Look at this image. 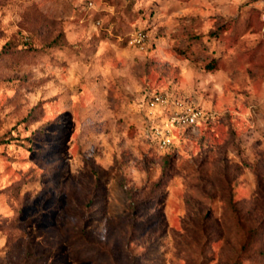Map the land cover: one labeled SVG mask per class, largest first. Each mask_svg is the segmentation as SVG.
<instances>
[{
    "label": "rangeland",
    "instance_id": "obj_1",
    "mask_svg": "<svg viewBox=\"0 0 264 264\" xmlns=\"http://www.w3.org/2000/svg\"><path fill=\"white\" fill-rule=\"evenodd\" d=\"M0 264H264V3L0 0Z\"/></svg>",
    "mask_w": 264,
    "mask_h": 264
},
{
    "label": "built area",
    "instance_id": "obj_2",
    "mask_svg": "<svg viewBox=\"0 0 264 264\" xmlns=\"http://www.w3.org/2000/svg\"><path fill=\"white\" fill-rule=\"evenodd\" d=\"M262 3H264V0H260ZM200 118V112L198 111H193L192 113L186 115L185 117L179 118L175 117L173 119V123L181 124V123H187L189 125H195L197 121ZM165 145H168L170 143L169 139H164L163 140Z\"/></svg>",
    "mask_w": 264,
    "mask_h": 264
}]
</instances>
